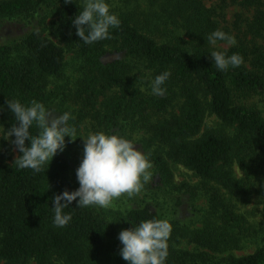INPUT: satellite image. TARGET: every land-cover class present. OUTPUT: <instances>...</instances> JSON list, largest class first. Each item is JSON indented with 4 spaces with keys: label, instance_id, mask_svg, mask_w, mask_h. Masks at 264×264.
Returning <instances> with one entry per match:
<instances>
[{
    "label": "trees",
    "instance_id": "1",
    "mask_svg": "<svg viewBox=\"0 0 264 264\" xmlns=\"http://www.w3.org/2000/svg\"><path fill=\"white\" fill-rule=\"evenodd\" d=\"M50 1L58 13L54 35L82 61L90 83H101L97 94L108 93L103 102L106 111L98 116L99 121L109 129L136 117L143 124L152 113L166 112L177 90V113L153 125L156 148L166 154L153 158L157 174L169 181L168 161H176L201 179L216 182L229 194L245 199L249 185L236 179L230 167L236 161L255 176L264 173V114L244 104L252 95H264V44L252 39L248 44L241 41L220 50L228 56L238 54L243 62L227 71L217 70L210 55L219 50L210 48L207 37L221 29L203 4L205 0H166L163 13L151 16L156 28L167 30L172 24L193 36L189 45L179 39L158 42L129 16L119 18L120 27L111 30L110 39L84 44L72 25L83 5L78 0ZM241 4L254 9L249 32L260 37L264 33L262 1L241 0ZM37 9L34 0H2L0 23L31 15ZM109 45L119 46L116 52L122 54L121 59L104 62ZM16 49L14 54L10 44L0 43V121L5 129L16 122L5 101L15 99L28 105L36 100L46 107L52 99L47 92L49 79L60 76L65 66V49L44 36L42 29H31L20 38ZM139 66L153 78L170 71L164 84L167 96L147 95L140 90L137 81L145 78L134 76ZM199 92L209 99L210 113L224 125L234 127L232 137L216 131L198 135L205 116ZM31 131L36 134L35 126ZM69 171V163L60 157L49 160L40 172L19 169L14 163L0 164V261L4 264L29 260L36 264H128L119 255L120 231L147 219L161 220L149 205L114 216L98 206L77 208V201H73L64 209L72 216L69 224L54 226L52 199L79 188L68 177ZM222 219L229 226L241 222L226 205H222ZM191 237L197 244L213 248L225 240L204 231H195ZM193 259V255L168 249L165 264H189ZM227 264H264V247L249 255L231 257Z\"/></svg>",
    "mask_w": 264,
    "mask_h": 264
},
{
    "label": "rangeland",
    "instance_id": "2",
    "mask_svg": "<svg viewBox=\"0 0 264 264\" xmlns=\"http://www.w3.org/2000/svg\"><path fill=\"white\" fill-rule=\"evenodd\" d=\"M2 1V0H0ZM38 2V9L31 15H23L20 18L0 23V43L10 44L13 53H17L20 38L31 29L43 30L44 36L54 44L65 49V66L62 74L49 79L47 92L52 99L46 108L58 114L69 112L71 119L69 124L75 127L76 133L71 138L65 137L66 148L58 152L55 157H60L69 163L68 177L74 184H79L76 177V169L83 158L84 143L82 138H87L90 133L118 131L127 139L137 144V149L145 153L152 164L148 170L149 180L143 184L138 193L131 197L122 194L114 199L108 207H98L116 216L126 210L149 205L156 211L161 220H166L171 225V233L167 241L168 249L174 253H187L195 259L189 264H227L231 257H240L254 253L260 247H264V173L254 175L246 169H242L234 161L230 167L232 175L242 181L250 191L245 199H239L228 193L220 184L204 180L193 171L176 161H168L170 180L162 179L156 172L153 158L155 156L166 157L165 151L157 149L153 125L170 113H177V105L180 102L179 92L172 95V106L166 112L152 113L151 117L142 124L138 117L129 120L120 127L107 128L99 121L98 116L106 111L103 105L104 97L108 93L97 94L101 90V83L92 85L87 68L72 51H67L64 44L54 35V28L58 19L55 4L50 0H34ZM83 5V0H78ZM166 0H107L111 11L118 17L129 16L148 34L158 42L175 41L179 39L185 45L192 43L193 36L183 32L182 28L170 24L167 28L154 27L153 15L163 13ZM262 9L264 11V0ZM203 4L212 11V18L219 29L234 38V43L229 40L218 41L214 50H225L235 46L239 42L248 44L252 39L259 45L264 44V33L260 37H253L249 32V24L255 13L254 9L243 7L241 0H205ZM153 16V17H151ZM151 17V18H150ZM178 37V38H176ZM119 46L106 47L104 62L121 59L122 54L116 52ZM135 62V61H134ZM144 76L143 81H137L140 90L144 94L152 95L150 80L152 74L139 66L134 76ZM136 82V81H135ZM140 83V84H139ZM97 94V95H96ZM164 94L163 96H167ZM199 97L205 105V116L199 132V136L205 132L216 131L232 137L234 127L224 125L215 115L208 110L209 99L199 92ZM93 96V97H90ZM244 104L259 109L264 114V95H252L244 100ZM0 125H2L0 121ZM3 126V125H2ZM0 128V164H13L19 153L15 146ZM11 139H14L13 137ZM222 205H226L235 215L241 218L239 225H226L222 219ZM204 231L205 234L214 235L217 239L224 237V243L217 248L197 244L192 240L191 233ZM190 259V258H187ZM16 264H36L33 260L22 261Z\"/></svg>",
    "mask_w": 264,
    "mask_h": 264
},
{
    "label": "clouds",
    "instance_id": "3",
    "mask_svg": "<svg viewBox=\"0 0 264 264\" xmlns=\"http://www.w3.org/2000/svg\"><path fill=\"white\" fill-rule=\"evenodd\" d=\"M71 2L65 0V3ZM120 24L118 14L111 11L107 0H83L82 10L79 9L72 20L76 35L84 44L110 39L111 30L119 28ZM224 40L234 43V38H229L221 30L213 31L207 37V43L212 47ZM210 58L219 71L239 67L243 62L238 54L228 56L223 51H212ZM170 75V71H164L150 80L152 95L159 97L166 93L164 84ZM5 103L16 122L8 129L2 125L0 128L4 130L6 141L10 140L15 150L21 153L14 160L19 169L40 172L58 152L65 150V137L76 140L73 139L76 129L69 124V112L58 114L36 100L28 105L15 99ZM33 126L37 129L36 134L31 131ZM82 140L83 158L76 169L79 188L74 192L64 191L52 199L53 224L59 228L71 221V214L65 213L64 209L73 201H77V208L108 207L122 194L131 197L138 193L150 178L148 170L152 164L149 157L118 131L90 133ZM171 230L168 221L155 219L121 230L118 235L122 245L119 255L128 264H165ZM0 264L4 262L0 261Z\"/></svg>",
    "mask_w": 264,
    "mask_h": 264
}]
</instances>
